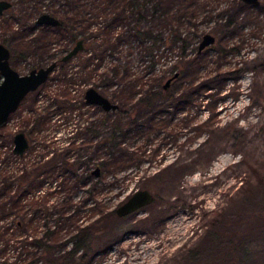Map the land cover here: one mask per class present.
<instances>
[{"label":"trees","instance_id":"obj_1","mask_svg":"<svg viewBox=\"0 0 264 264\" xmlns=\"http://www.w3.org/2000/svg\"><path fill=\"white\" fill-rule=\"evenodd\" d=\"M223 3L228 6L219 10ZM254 8L242 0H50L38 9L39 16L49 14L60 26L41 27L34 40L20 37L21 56H50L58 43L64 54L56 59L57 77L31 94L38 96L34 108L21 115L19 132L30 143L26 153L15 155L13 137L0 135V264L87 260L102 238L99 221L86 225L85 219L107 218L101 197L113 183L105 179L151 159L149 145L165 129L164 115L201 108L199 97L214 83L239 79L241 69L223 64L241 53V45L227 39L243 42L247 28L258 36L263 20ZM209 24L212 29H206ZM208 30L218 38L213 56L210 48L199 52ZM78 41L83 51L63 63ZM74 61L76 68L70 67ZM211 64L214 71L204 74ZM90 88L118 109L105 112L86 104ZM83 108L95 109L99 118L56 140L50 132L55 115L72 116ZM212 125L210 120L195 130L199 135ZM81 193L87 200H78Z\"/></svg>","mask_w":264,"mask_h":264},{"label":"rangeland","instance_id":"obj_2","mask_svg":"<svg viewBox=\"0 0 264 264\" xmlns=\"http://www.w3.org/2000/svg\"><path fill=\"white\" fill-rule=\"evenodd\" d=\"M10 1L12 8L0 16V44L10 48L12 67L27 75L64 53L58 43L50 56L31 52L22 57L19 38L30 41L39 36L38 9L50 0ZM221 5L219 10L228 6ZM254 11L261 12L263 20L258 36L247 28L243 42L238 37L227 39L241 45V53L229 55L223 64L241 69L239 79L214 83L208 95L199 97L201 108L164 115L165 129L149 145L151 159L105 179L113 183L101 197L107 218L85 219L86 225L99 221L102 239L84 264H264V8ZM212 27L209 24L206 29ZM208 32L217 42V36ZM209 48L213 56V45ZM70 65L76 68L78 61ZM215 68L211 64L204 74ZM37 99L28 96L0 127V135L10 138L19 132L21 115L26 116ZM41 101L39 106H46L44 98ZM98 118L99 113L89 108L72 116L58 114L50 132L64 141ZM210 120L212 127L198 135L195 126ZM139 190H149L155 203L119 218L116 210ZM87 196L81 193L78 200L85 201ZM216 219L220 223L214 226Z\"/></svg>","mask_w":264,"mask_h":264},{"label":"water","instance_id":"obj_3","mask_svg":"<svg viewBox=\"0 0 264 264\" xmlns=\"http://www.w3.org/2000/svg\"><path fill=\"white\" fill-rule=\"evenodd\" d=\"M243 3L258 7L261 0H242ZM12 8V3L8 1H0V16L7 10ZM38 26H60V21L49 15L43 14L36 21ZM216 38L212 34L204 36L199 52H203L210 46L214 45ZM84 49L83 41H78L76 45L61 59L66 63L76 57ZM11 51L4 44H0V127L6 124L12 114H14L25 100V98L36 92L42 85L48 82L50 76L58 66V62H54L47 67L34 69L27 75H22L10 64ZM169 80L164 88L168 89L172 83ZM86 104L98 106L105 112L116 111L118 106L111 100L103 96L98 90L90 88L84 94ZM13 152L17 156H23L29 149V141L22 132L14 136ZM94 176L99 178L101 172L99 169L94 171ZM155 200L154 195L149 190H139L135 192L125 203L116 210L119 218H125L144 207L150 206ZM74 264H84L77 261Z\"/></svg>","mask_w":264,"mask_h":264},{"label":"flooded vegetation","instance_id":"obj_4","mask_svg":"<svg viewBox=\"0 0 264 264\" xmlns=\"http://www.w3.org/2000/svg\"><path fill=\"white\" fill-rule=\"evenodd\" d=\"M0 1H8V2H11L10 0H0ZM10 9H11V8H10ZM10 9H9V10H10ZM7 11H8V10H7ZM7 11H5V12H7ZM5 12H4V13H5ZM4 13H3V14H4ZM1 16H2V15H1ZM43 27H44V26H43ZM52 27H53V26H52ZM4 45H5V44H4ZM5 46H6V45H5ZM6 47H8V46H6ZM8 48H9V47H8ZM9 49H10V48H9ZM10 51H11V50H10ZM65 55H66V54H65ZM65 55H64V56H65ZM64 56H63V57H64ZM11 60H12V52H11L10 64H11ZM54 62H58V61L55 59V60L52 61L50 64H52V63H54ZM50 64H48V65H50ZM48 65H46V66H44V67H47ZM11 66H12V64H11ZM12 68H13V67H12ZM40 68H42V67H40ZM40 68H36V69H40ZM57 68H58V66H57ZM57 68L55 69V71L57 70ZM15 70H16V69H15ZM33 70H34V69H33ZM16 71H17V70H16ZM55 71H54V72H55ZM54 72H53V73H54ZM53 73H52V74H53ZM51 76H52V75H51ZM51 76H50V77H51ZM49 79H50V78H49ZM48 81H49V80H48ZM45 84H46V83H45ZM45 84H44V85H45ZM42 86H43V85H42ZM42 86H41V87H42ZM41 87H40V88H41ZM40 88H39V89H40ZM39 89H38V90H39ZM38 90H37V91H38ZM37 91H36V92H37ZM33 93H34V92H33ZM31 94H32V93H31ZM31 94H29L28 96H30ZM28 96H27V97H28ZM27 97L25 98V100L27 99ZM25 100H24V101H25ZM24 101H23V102H24ZM23 102H22V103H23ZM21 105H22V104H21ZM21 105H20V107H21ZM20 107H19V109H20ZM19 109H18V110H19ZM18 110H17V111H18ZM17 111H16V112H17ZM16 112H15V113H16ZM12 115H13V114H12ZM12 115H11V116H12ZM11 116H10V117H11ZM9 119H10V118H9ZM4 125H5V124H4ZM17 133H20V132H17ZM17 133H16V134H17ZM22 133H23V132H22ZM16 134H15V135H16ZM15 135H14V136H15ZM14 136H13V141H14ZM26 137H27V136H26ZM27 139H28V138H27ZM28 141H29V140H28ZM29 146H30V143H29ZM13 148H14V142H13Z\"/></svg>","mask_w":264,"mask_h":264}]
</instances>
